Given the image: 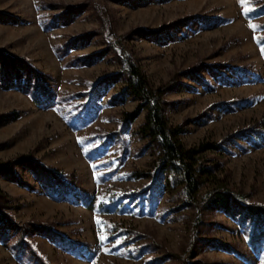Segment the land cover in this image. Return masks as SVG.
I'll return each instance as SVG.
<instances>
[{
	"label": "rangeland",
	"instance_id": "1",
	"mask_svg": "<svg viewBox=\"0 0 264 264\" xmlns=\"http://www.w3.org/2000/svg\"><path fill=\"white\" fill-rule=\"evenodd\" d=\"M96 1L112 14L110 39L126 35L155 85L173 80L167 115L182 128V142L206 145L203 163L213 175L264 204V14L252 13L264 0ZM91 3L0 0V51L20 59L16 67L23 72L17 78L11 63L4 71L0 58V161L31 153L95 206L82 204L77 193L75 201L52 196V186L24 166L14 172L19 182L1 173L0 188L11 197L9 211L19 226L30 232L27 242L47 264H181L178 256L187 258L184 249L193 245L194 210L170 190L165 173L153 181L157 154L140 132L145 110L125 120L139 100L122 80L102 81L119 64ZM24 63L53 91L45 106L34 99V72L28 80ZM56 186L64 191L62 183ZM204 221L201 237L213 243L197 242L189 264H264V247L256 254L249 242L255 218L234 208L207 213ZM44 223L83 245V253L35 233ZM28 248L8 229L0 237V264H36Z\"/></svg>",
	"mask_w": 264,
	"mask_h": 264
},
{
	"label": "trees",
	"instance_id": "2",
	"mask_svg": "<svg viewBox=\"0 0 264 264\" xmlns=\"http://www.w3.org/2000/svg\"><path fill=\"white\" fill-rule=\"evenodd\" d=\"M93 8L96 10L98 18L101 22L99 33L108 38V45L114 50L115 57L119 64L118 69L103 77L102 81L117 82L122 80L125 84V91L133 95L139 100L138 109L136 112L127 115V121L133 120L141 110H145V121L140 128L142 136L151 140L157 154V162L154 171L151 173L153 181L165 173L168 177L170 190L179 191L183 197L185 205L193 208L191 217L192 243L193 245L184 249L183 258L181 255L178 258L181 264H189V257L194 252V246L197 242L213 243L211 239L202 238L201 235L206 227L204 215L214 213L218 210L231 212L234 208H238L243 212L244 217L255 218L257 226L253 229L249 242L251 249L260 254V250L264 247V229H260L259 223L264 219V204L250 201V195L242 191H236L229 188L227 180L222 177L214 176L212 169L204 165L205 158L204 146L187 147L181 140L180 135L182 128L173 126L167 115L169 101L166 98L171 82L155 85L144 72L137 60L134 58L129 44L124 40L126 35L118 37V39H110L109 35L115 34L114 20L110 10L102 5L99 1L91 0ZM121 1V0H118ZM254 16L264 14V6L252 11ZM259 42H264V36L259 37ZM264 46V44H262ZM4 71L7 70L8 64L14 65V70L17 78L23 77V72L17 64L20 59L9 57L4 52L0 51ZM27 69L26 77L32 79L34 72L35 86L32 88V94L37 104L45 106V98H52L53 91L47 87L42 81L40 71L33 66L24 63ZM5 77V76H4ZM98 92V87H94L89 98L90 102ZM53 106V103L50 104ZM92 114V110L89 113ZM126 124V123H125ZM211 149H215L214 145L207 144ZM17 166H24L31 170L36 179L45 185L52 186L49 191L52 196L61 198L63 196L70 200H76L73 196L75 193L79 195L80 202L85 206L94 207V201L90 200L85 193L77 192L70 183L66 182L65 175L61 171L51 168L43 163L39 158L29 154L20 155L0 161V174L11 172L13 179L20 181L19 177L14 173ZM213 183L212 187L209 184ZM57 183H62L64 191L56 186ZM153 199V195L150 197ZM11 197L0 188V237L4 238L8 229L17 232L20 237V243L29 246L28 254L36 264H47L45 259L35 250L26 237L30 233L27 228L19 226L13 214L9 211ZM143 200H141L142 202ZM139 202V203H141ZM116 203L105 205L103 210L116 208ZM101 208V207H100ZM35 233H40L48 237L52 242L57 243L65 250H71L75 254L83 253L85 247L83 245L68 242L64 236L54 230L52 224H40L35 226ZM31 233V234H35ZM263 242V243H262ZM142 252V250H141ZM92 258V255L89 256Z\"/></svg>",
	"mask_w": 264,
	"mask_h": 264
},
{
	"label": "snow or ice",
	"instance_id": "3",
	"mask_svg": "<svg viewBox=\"0 0 264 264\" xmlns=\"http://www.w3.org/2000/svg\"><path fill=\"white\" fill-rule=\"evenodd\" d=\"M262 44H264V42H262ZM262 53H264V46H262ZM98 223H99V221H98ZM101 227H103V225H101ZM106 239V237H104V236H101L100 237V240H101V242L103 243V241Z\"/></svg>",
	"mask_w": 264,
	"mask_h": 264
}]
</instances>
